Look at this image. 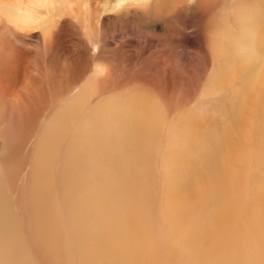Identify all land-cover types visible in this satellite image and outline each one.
<instances>
[{"label": "rangeland", "instance_id": "rangeland-1", "mask_svg": "<svg viewBox=\"0 0 264 264\" xmlns=\"http://www.w3.org/2000/svg\"><path fill=\"white\" fill-rule=\"evenodd\" d=\"M5 1L2 2L3 11L0 8V45L6 43L7 47H0V55L18 56L23 60V65L17 67L22 71L18 90L31 87L30 77H38L43 83L42 89L53 93L50 77L55 71L59 78L55 83L59 88L55 97L52 96L54 99L47 97L48 107L54 100L60 103L83 89L91 94L89 107L108 97L140 94L170 120L186 126L187 122L201 121L199 119L207 115L209 109L213 115L218 114L221 104L226 103L223 100L228 96L226 87L224 91H217L215 87L220 85L222 73L228 75L226 70L231 68L233 60L238 66L246 59L264 66V58L254 54L258 31L260 34L264 26V0L256 3L255 0ZM242 7L245 11L255 12V23H258V15L261 21L249 34L246 46L241 49L229 46L224 52L220 38H240V30L235 28L238 27L237 18L242 17L238 15ZM15 9L22 12L21 26L14 23ZM41 23L52 24L46 25V29L44 24L40 26ZM14 101L6 99L1 104L5 117L3 127L12 139L17 134L21 115ZM261 105L262 111L258 114L251 115L249 111L238 114L239 118L244 116L243 133H251L256 119L264 117V103ZM248 113L249 117L245 118ZM94 125L90 126L95 128ZM230 133L232 129L227 130V142L224 143L226 159H229L227 167L216 162L218 156L213 154L214 150L207 149L204 154L212 158L210 167L215 163L219 165L211 167L214 172L231 169L228 180L235 174L234 167H230L233 154L244 147L250 161L254 162L253 150L259 147L261 152L264 151V141L246 140V145L241 146ZM192 139L193 136H186L183 144L180 143L182 140L177 144L168 142L172 146L167 149V154L182 152L188 155L184 159L193 157L194 152L202 155ZM161 140L168 146L166 136ZM29 141L33 149L34 135ZM153 160L150 163L156 162L153 167H158L154 169L159 181L151 182L157 186L162 184V163L158 155ZM252 168L254 174H249L247 183L259 195L258 192H263L264 176L256 174L258 165ZM27 170L28 178H31L32 174ZM182 172H185L184 168ZM205 174H202L203 178ZM190 180V177L186 178L185 189ZM162 189L158 188V192ZM181 195L84 196L78 204V215L87 226H96L93 243L86 245L79 256L61 262L55 259L52 251L44 250L43 253L51 264H211L210 255L217 259L225 257L226 261L222 259V263L226 264L229 259L225 249L235 235H240L245 260L238 264H258L260 251L257 244L264 243V196H214L213 200H208L209 196H187L183 190ZM30 198L29 203L41 210L38 220L41 227L35 228L33 220L36 218L32 219V237L40 247L58 246L65 231V225L58 221L60 208L49 210L48 196ZM236 203L244 207L242 215L235 219L225 216L224 209ZM236 220L237 225L234 224ZM8 260L5 252L0 255V264H8Z\"/></svg>", "mask_w": 264, "mask_h": 264}, {"label": "bare ground", "instance_id": "bare-ground-1", "mask_svg": "<svg viewBox=\"0 0 264 264\" xmlns=\"http://www.w3.org/2000/svg\"><path fill=\"white\" fill-rule=\"evenodd\" d=\"M0 2L3 11L2 2L6 1ZM253 6L254 3L250 5L251 8ZM14 13L16 22L14 19L13 22L21 26L22 12L15 9ZM254 14L251 9L248 12L245 7L241 8L238 15L242 17L237 18L238 27L235 28L240 30V38H220L224 52L229 50V46L240 49L246 46L249 34L258 28L261 21L258 15V23H255ZM51 21L53 24H48L55 25ZM43 24L48 25L41 23L40 26ZM203 38L207 39V36ZM256 40L254 54L264 58V51H259L264 48V26L260 34L258 31ZM6 45L3 43L2 47L6 48ZM244 62L238 66L233 60L231 68L226 70L228 75L222 73L220 76V85L215 89L224 91L226 87L228 96L223 99L226 103L221 104L218 114L213 115L209 109L207 115L199 119L201 121L194 124L187 122L185 126L184 123L170 120L140 94L108 97L89 107L91 94L83 89L64 98L61 104L57 99L54 100L48 107L47 97H55V91L59 88L55 83L59 79L55 71L50 77L54 85L53 93H49L46 88L42 89L43 83L38 77H30L31 87L28 85L18 90L22 71L17 67L23 65V60L18 56L7 58L0 55V255L4 252L7 254L8 264H51L44 250L52 251L55 259L60 262L79 256L86 245L93 243L92 234L97 232L96 226H87L78 215V204L85 199L84 196H182V190L187 196H209L208 200H213L214 196H256L248 186L247 181L250 179L247 180V177L250 173L254 174L252 167L255 165H258L256 174L264 176V151L261 152L259 147L253 150L256 162L250 161L244 147L241 152L233 154L230 167H234L235 174L229 180L231 169L214 172L211 167L219 165L212 162L214 165L210 167L212 158L204 155L205 150L212 149L213 154L218 156H215V161L228 166L224 143L227 142L229 129H232L229 135H234L241 146H245L251 139L264 141V117L256 119L251 133H243L244 116H238L245 111L251 115L258 114L264 103V66H258L247 59ZM6 99L15 100L17 111L21 113L20 125H15L17 134L14 139L3 127L5 117L1 104ZM55 103L58 104L53 107ZM249 113L245 118L249 117ZM92 124H95V128L90 126ZM34 131L38 132L34 134ZM32 135L35 140L34 151L29 141ZM164 136L166 144L174 141L177 144L178 140H182L180 143L183 144L186 136H193L192 140L196 141L202 155L194 152V158L189 156L186 159L184 156L187 154L178 151L168 155L167 149L172 145H163L161 138ZM157 155L162 163V184L156 186L151 181H159L155 171L158 167H153L156 162L151 163ZM181 166L185 172H182ZM27 168L32 174L31 178H28ZM203 173H206L204 178ZM187 177L191 180L185 189ZM262 186L263 192H258L257 196H264ZM157 187L163 188L162 191L158 192ZM29 196H48V209L60 208L58 221L65 225V231L58 246L40 247L32 237L33 222L35 228L41 227L38 222L41 210L29 203ZM244 210L243 206L236 203L224 209V215L235 219ZM33 218L36 219L32 222ZM234 224L239 222L236 220ZM257 249L260 251L258 264H264V243H258ZM225 255L229 259L226 264H238L245 260L240 235H235L234 240L227 245ZM209 258L211 264H223L222 259L225 257L217 259L215 255H210Z\"/></svg>", "mask_w": 264, "mask_h": 264}]
</instances>
